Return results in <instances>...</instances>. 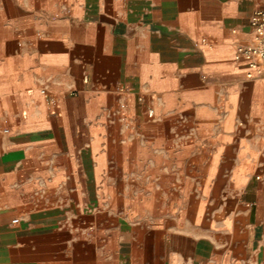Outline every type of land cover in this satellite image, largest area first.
<instances>
[{
  "label": "crops",
  "instance_id": "1",
  "mask_svg": "<svg viewBox=\"0 0 264 264\" xmlns=\"http://www.w3.org/2000/svg\"><path fill=\"white\" fill-rule=\"evenodd\" d=\"M263 4L0 0V264H264Z\"/></svg>",
  "mask_w": 264,
  "mask_h": 264
},
{
  "label": "built area",
  "instance_id": "2",
  "mask_svg": "<svg viewBox=\"0 0 264 264\" xmlns=\"http://www.w3.org/2000/svg\"><path fill=\"white\" fill-rule=\"evenodd\" d=\"M251 26L255 43L251 46H241L238 51L240 54L251 58L254 63L264 62V4L253 13ZM152 114V111H149V115Z\"/></svg>",
  "mask_w": 264,
  "mask_h": 264
}]
</instances>
